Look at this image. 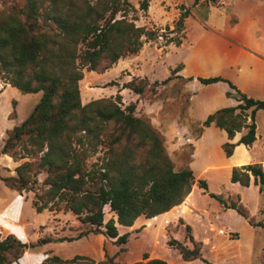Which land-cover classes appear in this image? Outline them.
I'll use <instances>...</instances> for the list:
<instances>
[{
	"label": "trees",
	"instance_id": "trees-1",
	"mask_svg": "<svg viewBox=\"0 0 264 264\" xmlns=\"http://www.w3.org/2000/svg\"><path fill=\"white\" fill-rule=\"evenodd\" d=\"M147 7L148 0H139L140 10ZM128 8V0H23L21 5L0 9V80L20 93H39L28 114L11 127L0 146V155L26 159L14 166L13 176H0V180L19 194L31 191L30 206L36 212L69 211L84 225L81 235L102 234L119 252L130 234L119 228L130 227L139 216L151 218L167 212L184 200L194 181L190 168H173L161 137L134 114L135 102L121 107L119 94L114 99L80 101L78 81L83 69L103 72L117 60L135 55L143 43L163 37L157 29L135 25L126 17ZM178 9L169 30L172 35L165 37L164 44L178 45L183 37L189 9L182 5ZM179 68L180 64L169 68L168 76L159 82L131 77L120 87L138 98L153 96L156 84L182 78L175 74ZM182 79L201 84L225 82L229 87L226 96L236 101L201 121L193 120L196 138L213 124L225 132L226 141L220 147L226 157L236 144H252L255 112L264 110V101L246 96L220 76ZM236 132L241 134L232 142ZM100 147L101 155L88 162ZM42 172L39 186L33 187ZM229 181L252 184L264 195V170L259 164L233 166ZM196 186L207 189L204 179H197ZM105 207L114 217H105ZM230 208L244 215L234 204ZM185 229L191 246L172 239L167 244L174 246L183 261H205L200 242L192 239L188 226ZM25 248L26 243L16 235L0 231V264L17 263ZM46 259L47 264L76 261V257L56 255ZM107 260L112 261V256ZM129 264L167 263L149 258Z\"/></svg>",
	"mask_w": 264,
	"mask_h": 264
},
{
	"label": "rangeland",
	"instance_id": "rangeland-1",
	"mask_svg": "<svg viewBox=\"0 0 264 264\" xmlns=\"http://www.w3.org/2000/svg\"><path fill=\"white\" fill-rule=\"evenodd\" d=\"M22 1L0 0V9L12 4L21 5ZM231 1L198 0L193 5V0H148L147 9L140 10L139 0H128L131 8H128L126 17L132 18L135 25L163 32V37L145 42L135 55L117 60L103 72L83 69L82 81H78L82 95L91 89L95 99H114L119 94L121 107L135 102L134 114L145 119L161 137L175 170L188 168L193 141L201 135L195 137V124L192 122L195 118L191 107V87L195 79L185 81L182 79L185 77L181 76L173 77L164 84L158 83L154 86V97L147 94L138 98L129 90L121 89L120 84L129 76L144 77L148 82H159L168 76L169 69L167 71L161 59L169 54V47L160 48V45L165 37L172 35L169 30L180 5L189 9L188 17L200 23L215 16L219 22L228 9L225 4ZM232 21L233 17L229 23ZM175 57L170 54L163 61L171 62ZM2 83L0 80V146L11 127L19 123L15 119H23L38 96V93H20L13 87L5 88ZM150 96L151 99H148ZM83 99L82 102H85ZM174 124L179 130L171 127ZM210 153L213 155L212 148ZM238 154L239 150H236L233 161L237 160ZM100 155L101 147L89 156L88 162H94ZM25 159L0 155V176H13L14 166ZM229 175L227 168L195 173L187 198L192 205L188 214L183 218L178 215V208H182L179 205L164 218L149 220L139 217L130 228H119L120 232L129 230L131 234L130 241L118 255L116 247L102 234L81 235L85 227L69 211L43 209L36 212L30 206L33 198L31 191L19 194L1 180L0 231H9L26 243L20 260L12 264H47L46 258L53 255L76 257L72 264H129L149 258H159L167 264H264V195L258 193L252 184L240 186L231 183ZM43 177L44 173H39L33 187L39 186ZM198 178L206 181V190L196 186ZM231 204L239 207L244 215L230 208ZM104 209L106 218L114 217L107 207ZM12 223L19 225L13 226ZM185 226L189 227L188 233L193 240L200 242L201 257L205 261L196 259L181 263L177 250L167 244V240L172 239L191 246ZM110 256L112 261L107 260Z\"/></svg>",
	"mask_w": 264,
	"mask_h": 264
},
{
	"label": "crops",
	"instance_id": "crops-1",
	"mask_svg": "<svg viewBox=\"0 0 264 264\" xmlns=\"http://www.w3.org/2000/svg\"><path fill=\"white\" fill-rule=\"evenodd\" d=\"M225 7H228V9L219 22L216 16L210 21L205 20L200 23L194 18L188 17V15L183 22V37L180 43L174 45L170 42L160 45V48L169 47V54L161 59L162 63L166 65L167 71L176 64H180V68L176 73L182 77H223L246 96L264 101V0H232L225 4ZM231 17H233V21L229 23ZM170 54L176 56L174 60L171 62L163 61ZM130 78L131 76L126 78L124 82ZM80 80L82 81V78ZM192 83L191 107L193 116L197 120H203L207 114L220 107L236 103L233 98L226 96L229 87L225 82L217 81L201 84L195 80ZM2 84H4L5 88H11L7 83ZM88 91L86 90L84 95H82L79 90L81 103L96 98L91 95L93 90L90 89ZM38 97L39 93L36 101ZM82 98H84L85 102H82ZM36 101H33L32 106ZM21 120L15 119L17 122ZM173 126L176 130H179L175 124L171 125V127ZM240 134L241 132H236L231 141L236 142ZM224 141H226L225 132L213 124L203 129L200 137L193 141L190 160L187 163V167L192 170L193 175L195 173H203L206 170H218L220 168L231 170L233 166L248 163L259 164L263 170L264 110L258 109L255 112V139L250 146H244L241 143L236 144L231 155L226 157L220 147ZM211 148L213 155L210 153ZM236 150H239V154L236 156L237 160L233 161ZM189 193L181 203L173 206L165 213L151 218L139 217L149 220L161 219L181 205L182 208H178V215L183 218L192 209L191 203L187 200ZM12 225L16 226L19 224L12 223ZM130 234L128 242L130 241ZM119 253V251L116 252L117 255ZM181 261V263L189 262Z\"/></svg>",
	"mask_w": 264,
	"mask_h": 264
}]
</instances>
